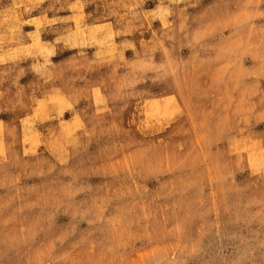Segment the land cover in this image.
I'll list each match as a JSON object with an SVG mask.
<instances>
[{"label":"rangeland","instance_id":"rangeland-1","mask_svg":"<svg viewBox=\"0 0 264 264\" xmlns=\"http://www.w3.org/2000/svg\"><path fill=\"white\" fill-rule=\"evenodd\" d=\"M0 264H264V0H0Z\"/></svg>","mask_w":264,"mask_h":264}]
</instances>
